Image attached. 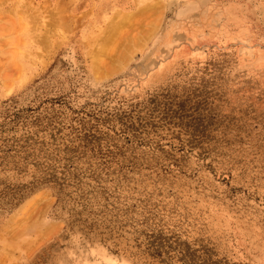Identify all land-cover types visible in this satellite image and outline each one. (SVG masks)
I'll list each match as a JSON object with an SVG mask.
<instances>
[{"label": "rangeland", "instance_id": "rangeland-1", "mask_svg": "<svg viewBox=\"0 0 264 264\" xmlns=\"http://www.w3.org/2000/svg\"><path fill=\"white\" fill-rule=\"evenodd\" d=\"M83 2L0 0V264H264V0Z\"/></svg>", "mask_w": 264, "mask_h": 264}, {"label": "crops", "instance_id": "crops-1", "mask_svg": "<svg viewBox=\"0 0 264 264\" xmlns=\"http://www.w3.org/2000/svg\"><path fill=\"white\" fill-rule=\"evenodd\" d=\"M154 1L155 0H84L83 5L88 3L85 6L87 10H91V11H94L96 9L102 10V12L107 13L108 15L111 16L116 12V14L112 16L114 17L120 15L130 16L133 15L135 12L145 11L144 9H146V7H148L149 10L150 5ZM187 1H193V0H187Z\"/></svg>", "mask_w": 264, "mask_h": 264}, {"label": "bare ground", "instance_id": "bare-ground-1", "mask_svg": "<svg viewBox=\"0 0 264 264\" xmlns=\"http://www.w3.org/2000/svg\"><path fill=\"white\" fill-rule=\"evenodd\" d=\"M103 53V52H102ZM125 58H126V56H125ZM97 59V58H96ZM125 61V60H124ZM119 63H121V62H119ZM118 68V67H117ZM108 70V69H107ZM107 70H106V72H107ZM114 70V69H113ZM104 72V71H103Z\"/></svg>", "mask_w": 264, "mask_h": 264}]
</instances>
